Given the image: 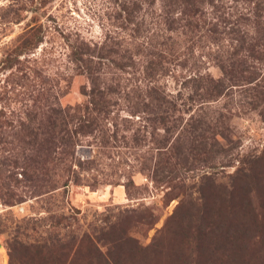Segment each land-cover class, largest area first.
Returning a JSON list of instances; mask_svg holds the SVG:
<instances>
[{"label": "rangeland", "instance_id": "1", "mask_svg": "<svg viewBox=\"0 0 264 264\" xmlns=\"http://www.w3.org/2000/svg\"><path fill=\"white\" fill-rule=\"evenodd\" d=\"M189 1L0 0V264H264V0ZM238 46L255 80L192 99ZM76 48L111 103L82 131ZM149 87L173 132L130 115ZM197 121L214 159L174 160L166 138Z\"/></svg>", "mask_w": 264, "mask_h": 264}, {"label": "trees", "instance_id": "2", "mask_svg": "<svg viewBox=\"0 0 264 264\" xmlns=\"http://www.w3.org/2000/svg\"><path fill=\"white\" fill-rule=\"evenodd\" d=\"M188 5L191 8V12L197 10L196 2L190 0ZM186 24L189 25L190 21L187 20ZM235 50L236 51L233 52V54H231V56H229L226 61L223 59V61H219L218 63V66L222 72L221 79L212 80L207 76L197 75H194L192 78L189 77L190 79H188V81L185 83L188 90L191 91L192 99L194 97H197V100H200V102L202 103L215 101L223 94L224 90L228 89L231 86L238 85L240 81L245 80L246 83H251L255 80L253 77H250V75L248 76L249 78H246L244 77V75H238V72H236L235 74V69L241 67V64L245 62L246 58V56H243V58L241 57V50H243L242 46H238L237 48H235ZM244 50L254 54L252 48ZM71 58L76 67L79 68V71L81 73H86L91 80V88L89 91L90 99L88 101L89 110L88 106L85 105L86 111L82 114V116H80L77 123L78 130L82 131L84 128L89 127L92 123V120H88V122H86L90 111L96 110V112L98 111L100 113H106L107 110H109V108L111 107V103L109 102L110 97L105 98V93L99 90L98 86H96V84L93 82V79L96 80V76H93L92 73L91 76L89 75L88 70L91 66L89 52L86 49L84 50L81 48H76L71 51ZM115 66L121 70L123 65L122 63L117 62ZM150 67L151 64L149 63L145 68V71L148 72V70L151 69ZM240 71L241 70H239V72ZM236 77H238L239 79L237 80ZM105 88L111 90L108 87ZM140 97H144L145 99H147V102L142 103ZM129 98L124 97V100L127 101ZM135 99H137L138 101L136 104L133 102V104L129 107V109L132 110L130 111V115L138 113L143 109L150 114L156 115L157 117L155 118V121L158 120L160 124L168 122V126L164 127V131L167 134L168 132L171 133L174 131L176 127L174 126V124H170L172 122H169L165 115L168 113V111L174 110L175 105L172 103V101L168 100V98H166L164 94L158 91L155 87H149L144 89L143 95H136ZM203 123L204 122L197 121L196 126L194 125L192 127L191 132L187 131L184 132V134L182 132H179L174 137L171 134L168 138H166L165 143H170L168 149H170L172 153L171 157L174 158V160H177L179 162H187V158L184 153L185 150L188 152H192L194 154L193 157L197 158L200 156H207V145H209V147L211 146L210 148H213L214 146L218 147L219 144L216 140L217 134L215 133H213L214 137H211L212 143H204V140H202L204 138L203 133L205 132V130L200 129L198 125ZM185 145L187 146L185 147ZM163 148L164 147H161V149ZM208 155L209 160L212 158L214 159V156L212 157L210 154ZM170 173L171 171H166V175ZM166 175L164 177H166Z\"/></svg>", "mask_w": 264, "mask_h": 264}]
</instances>
